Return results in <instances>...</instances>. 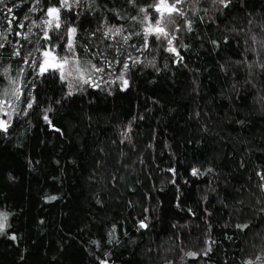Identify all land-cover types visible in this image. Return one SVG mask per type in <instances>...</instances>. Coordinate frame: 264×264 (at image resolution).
Listing matches in <instances>:
<instances>
[{
    "label": "trees",
    "instance_id": "16d2710c",
    "mask_svg": "<svg viewBox=\"0 0 264 264\" xmlns=\"http://www.w3.org/2000/svg\"><path fill=\"white\" fill-rule=\"evenodd\" d=\"M159 3L0 2V264H264V0Z\"/></svg>",
    "mask_w": 264,
    "mask_h": 264
},
{
    "label": "snow or ice",
    "instance_id": "6c2138e0",
    "mask_svg": "<svg viewBox=\"0 0 264 264\" xmlns=\"http://www.w3.org/2000/svg\"><path fill=\"white\" fill-rule=\"evenodd\" d=\"M0 2H2V0H0ZM76 2H79V0H76ZM179 2H180V0H176V3H179ZM61 6L62 7L68 6V0H62ZM162 9H163V11H162ZM59 11H60L59 8H50V9H48V14L50 16H54L56 20H59ZM156 11L161 14V20H163L166 15L170 16L173 12H176L178 14H182V13H180V9H178L176 7L175 3L168 5L167 3H165V0H160V3L156 5ZM161 20L157 21L156 26L154 28L149 27L148 32L152 33L153 31H155L159 35H166L163 27H160ZM21 27H23V25H21ZM56 27L59 28L60 24L57 23ZM109 31H111V29H109ZM116 31H117V33H119L120 29H117ZM70 32L72 35H74L76 32V29L72 28L70 30ZM125 39H127V38H125ZM169 43H171V41H169ZM68 47H69V50H72L73 44L71 41H69ZM170 50L174 51V49H170ZM49 55H50V52H48V51H46L44 53L45 57H48ZM53 60L56 62L52 63V64H49L48 61L45 60V63L43 65H41V71H47L49 67H52V68H56L60 71L62 80H67L69 77H73V75L75 73L76 79L81 80L83 83H89V80L84 79L85 69L81 68L79 62L76 61L74 57L72 60H69L68 57H63V58L53 57ZM66 66H67V70H66ZM92 67L95 71H103V69L95 68L94 65ZM121 79H123V78L121 77ZM93 86H96V85H93ZM124 86L125 87L127 86V81H124ZM70 87H71V85H70ZM17 92H18V90H17ZM14 95L17 96V99L19 98L17 93H14ZM28 107H31V105L29 104ZM45 119L47 120V117H45ZM0 128H4L6 130L7 129V121H0ZM53 199H54V197H53ZM6 220H7V216L3 215L2 220H0V231L3 230L4 221H6ZM13 239H15V237H13Z\"/></svg>",
    "mask_w": 264,
    "mask_h": 264
}]
</instances>
